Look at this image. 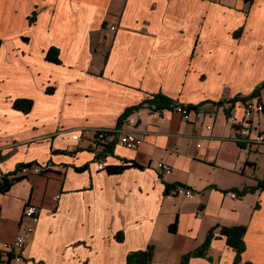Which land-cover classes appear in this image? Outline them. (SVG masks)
Returning <instances> with one entry per match:
<instances>
[{
    "label": "crops",
    "instance_id": "0c3cea01",
    "mask_svg": "<svg viewBox=\"0 0 264 264\" xmlns=\"http://www.w3.org/2000/svg\"><path fill=\"white\" fill-rule=\"evenodd\" d=\"M263 83L264 0H0V173L47 168L0 190V240L20 233L28 204L40 215L26 261L7 264H126L149 246L151 264H183L234 225L247 229L237 264H264V189L241 194L264 179V144L237 140L244 98ZM157 93L204 115L151 118L145 103L120 124ZM21 98L32 110L14 107ZM250 122L264 132V112ZM118 126L143 144L106 152L97 131ZM124 161L141 167L109 171ZM178 183L194 197L173 195ZM219 231L188 263L234 264Z\"/></svg>",
    "mask_w": 264,
    "mask_h": 264
},
{
    "label": "built area",
    "instance_id": "2783aa9c",
    "mask_svg": "<svg viewBox=\"0 0 264 264\" xmlns=\"http://www.w3.org/2000/svg\"><path fill=\"white\" fill-rule=\"evenodd\" d=\"M244 108L245 116L243 122L238 128L237 140L245 145L264 144V132L258 130V128L254 127L250 122L252 116H254L255 114H262L264 112V103L261 102L258 96H254L244 101ZM171 112L179 113L182 119L185 121H192L194 116L198 118L204 115V112L200 107H190L182 103H175L171 109H152L150 116L151 118L164 117L166 114H169ZM125 121L130 124H136L134 116H128ZM72 137L75 141L82 139L81 134H76ZM97 138L104 143L110 142L109 140H115V144L134 149L143 144V139L136 136L133 131L123 130L120 126L113 129H98ZM98 168H107V163L103 160L100 161L98 163ZM157 168L161 170L164 175H169L173 172V167L163 161H159L157 163ZM46 169L47 168L42 167V165L37 164L30 166L24 165L13 174L8 175L6 173H0V180H2L6 175L8 177H11V179L21 176L28 177L32 174L43 173L46 171ZM171 193L175 196L184 198H193L195 195L194 189L192 187L181 185L179 183L173 186ZM229 195L232 198H238L240 196V193L238 191H231L229 192ZM39 218L40 215L38 208L34 205L28 204L24 209L21 225L22 229L20 233H18L16 238L11 242L0 240V264H7L12 258L21 262L26 261L28 244L36 231V224Z\"/></svg>",
    "mask_w": 264,
    "mask_h": 264
},
{
    "label": "trees",
    "instance_id": "16d2710c",
    "mask_svg": "<svg viewBox=\"0 0 264 264\" xmlns=\"http://www.w3.org/2000/svg\"><path fill=\"white\" fill-rule=\"evenodd\" d=\"M33 19L35 18H31V21H33ZM58 49L57 48H52L51 50L48 51L47 53V60L52 61V62H57V63H61L60 59L58 58ZM264 88V83L261 86H258L254 92L252 93L251 96L244 98V100L250 98V97H254V96H260L259 92L260 90ZM48 91L51 93L53 92V88H48ZM145 103L151 104L152 106H155L156 109H171L172 106L175 104L174 100H172L171 98L167 97L165 94L163 93H157L155 95H153V97L151 98H146L141 104H139L138 106H133L129 109H127V111L122 115V117L120 118V124L123 121V119L129 114L131 113L133 110H138L139 108H141ZM221 103V102H220ZM190 107H195L193 105H189ZM14 107L16 109H19L21 111L24 112H29L30 110H32L33 108V100H30L28 98H21V99H17L14 102ZM109 140V139H108ZM110 142L108 143H104V145L106 146V152H112L113 147L115 146L116 141L113 140H109ZM27 165L30 166L32 165V163H23L21 165H19V168ZM130 167H141L140 165H138L136 162L134 161H124V164L122 165H112L109 166V171L112 173H121L124 170L130 168ZM85 168H81V170H84ZM6 174H11V173H6ZM13 174V173H12ZM25 176H21V177H17V178H12L8 177L7 175L0 180V190L2 191H6L9 186H12L13 182L24 178ZM173 187H171L172 189ZM264 189V179H262L261 181H259L257 186L254 187H250L247 189H244V191L241 193L242 195L246 194V193H250V192H254L255 190H263ZM170 191V189H169ZM238 191V190H236ZM168 193V191H167ZM240 193V192H239ZM177 222V221H176ZM176 222H174L173 224H171L170 228L172 231H174L176 229ZM219 228L220 229V234L224 235V237H226V242L229 246L233 247L236 251V257H235V261L234 264H237L240 260V255L244 252L245 249V245H244V239H245V235H246V227L245 226H239V225H234V226H229V227H224V226H217L213 229H211V231L208 233L207 238L205 239L204 243L198 248L196 249L194 252L192 251L191 253H187L183 256L182 258V262L183 264H187L188 263V259L191 255H197V256H202L205 255L210 248L211 245V241L213 238H215L217 235L215 234V230ZM117 239L119 241L122 240V234H119L116 236ZM154 252H155V248L154 246H149L146 249H141V250H137V251H133V252H129L127 255V261L126 264H151L153 262V257H154Z\"/></svg>",
    "mask_w": 264,
    "mask_h": 264
},
{
    "label": "rangeland",
    "instance_id": "374dc122",
    "mask_svg": "<svg viewBox=\"0 0 264 264\" xmlns=\"http://www.w3.org/2000/svg\"><path fill=\"white\" fill-rule=\"evenodd\" d=\"M246 100H247V99H246ZM246 100H245V101H246Z\"/></svg>",
    "mask_w": 264,
    "mask_h": 264
}]
</instances>
